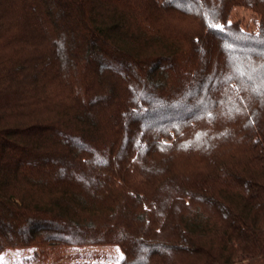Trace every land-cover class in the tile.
I'll list each match as a JSON object with an SVG mask.
<instances>
[{"label": "trees", "instance_id": "obj_1", "mask_svg": "<svg viewBox=\"0 0 264 264\" xmlns=\"http://www.w3.org/2000/svg\"><path fill=\"white\" fill-rule=\"evenodd\" d=\"M100 246L264 264V0H0V264Z\"/></svg>", "mask_w": 264, "mask_h": 264}, {"label": "rangeland", "instance_id": "obj_2", "mask_svg": "<svg viewBox=\"0 0 264 264\" xmlns=\"http://www.w3.org/2000/svg\"><path fill=\"white\" fill-rule=\"evenodd\" d=\"M234 19L251 31H258V15L246 8H237ZM124 254L119 247L100 246L81 249L53 247L48 249H18L7 252L4 264H120Z\"/></svg>", "mask_w": 264, "mask_h": 264}, {"label": "snow or ice", "instance_id": "obj_3", "mask_svg": "<svg viewBox=\"0 0 264 264\" xmlns=\"http://www.w3.org/2000/svg\"><path fill=\"white\" fill-rule=\"evenodd\" d=\"M215 27H216V28H220V26H219V25H215Z\"/></svg>", "mask_w": 264, "mask_h": 264}]
</instances>
